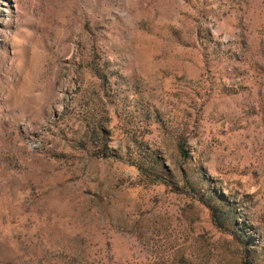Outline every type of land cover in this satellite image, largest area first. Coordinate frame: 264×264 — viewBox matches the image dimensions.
Instances as JSON below:
<instances>
[{"label": "rangeland", "instance_id": "1", "mask_svg": "<svg viewBox=\"0 0 264 264\" xmlns=\"http://www.w3.org/2000/svg\"><path fill=\"white\" fill-rule=\"evenodd\" d=\"M0 264H264V0H0Z\"/></svg>", "mask_w": 264, "mask_h": 264}]
</instances>
